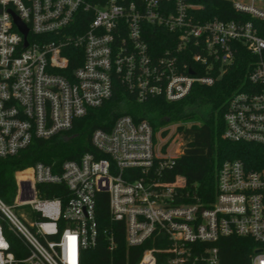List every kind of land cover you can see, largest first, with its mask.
I'll use <instances>...</instances> for the list:
<instances>
[{"label": "built area", "instance_id": "built-area-1", "mask_svg": "<svg viewBox=\"0 0 264 264\" xmlns=\"http://www.w3.org/2000/svg\"><path fill=\"white\" fill-rule=\"evenodd\" d=\"M210 1L0 0V157L36 138L67 137L116 82L137 102L180 100L195 84H213L239 47L257 59L226 103L222 137L264 147V0H220L235 19L209 17ZM90 145L58 168L37 162L15 172L17 197L12 204L0 197V264L16 262L3 222L26 246L20 261L82 264L84 250L99 242L103 192L125 244L144 245L131 264H219L216 242L226 236L251 238L248 264H264V167L222 161L208 200L170 175L180 153L155 144L147 119L120 115L110 129H95ZM38 184L60 186V194L40 197ZM25 205L32 220L14 211ZM103 232L114 251L115 232Z\"/></svg>", "mask_w": 264, "mask_h": 264}, {"label": "trees", "instance_id": "trees-1", "mask_svg": "<svg viewBox=\"0 0 264 264\" xmlns=\"http://www.w3.org/2000/svg\"><path fill=\"white\" fill-rule=\"evenodd\" d=\"M209 17L235 19L238 13L229 2L213 0L207 4ZM256 57L246 48L239 47L234 61L225 68L222 75L211 85L192 86L190 93L177 101H167L162 96L148 98L143 102L134 100L118 82L114 84L112 96L101 106L89 111L79 119L67 137L53 136L49 139L36 138L14 156L0 157V197L12 204L16 194L15 172L37 162L58 168L62 162L77 159L85 151L92 150L90 137L95 129H110L120 115H130L134 120L147 119L153 130L169 122L195 119L190 126L180 124L175 133L182 139L180 154L170 168V175L185 178L189 188L204 190L208 200L213 197L215 172L226 159H240L247 167H264V147L245 142H232L222 137L224 130L223 112L231 94L243 83L247 65L254 63ZM71 66L75 63L71 62ZM208 107L203 113L200 108ZM165 135V131H162ZM40 197H55L60 194V186L38 184ZM97 221L100 231L99 242L95 247L84 250L82 264H131L138 260L144 245L128 247L124 242V228L118 231L117 222L110 220L107 194L100 193L97 203ZM115 232L118 248L110 251L106 247L104 229ZM3 232L13 253L14 264L28 255L26 246L20 238L8 229L3 222ZM219 264H248L256 242L248 237H221Z\"/></svg>", "mask_w": 264, "mask_h": 264}, {"label": "rangeland", "instance_id": "rangeland-1", "mask_svg": "<svg viewBox=\"0 0 264 264\" xmlns=\"http://www.w3.org/2000/svg\"><path fill=\"white\" fill-rule=\"evenodd\" d=\"M200 111L206 113L208 111V107L200 108ZM198 122L195 119H187L186 121H178V122H169L167 124L160 125L158 129L155 131V144H159L161 149L165 152L176 154L180 153L182 146V139L179 134H176V128L180 124L185 126H190L192 123ZM162 131H165V135H162ZM156 136H159L158 139ZM16 181V194L14 199L17 197L19 193V183L18 179L15 176ZM14 211L16 214L24 213L27 215L28 220H32V212L28 205L25 206H17L14 207Z\"/></svg>", "mask_w": 264, "mask_h": 264}, {"label": "water", "instance_id": "water-1", "mask_svg": "<svg viewBox=\"0 0 264 264\" xmlns=\"http://www.w3.org/2000/svg\"><path fill=\"white\" fill-rule=\"evenodd\" d=\"M15 21L18 24L19 28L21 31L26 34L27 33V28L20 22V20L15 16ZM192 73V72H191Z\"/></svg>", "mask_w": 264, "mask_h": 264}]
</instances>
